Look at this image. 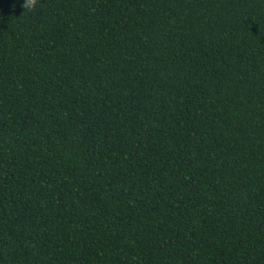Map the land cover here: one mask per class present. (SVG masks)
I'll use <instances>...</instances> for the list:
<instances>
[{
	"label": "trees",
	"instance_id": "16d2710c",
	"mask_svg": "<svg viewBox=\"0 0 264 264\" xmlns=\"http://www.w3.org/2000/svg\"><path fill=\"white\" fill-rule=\"evenodd\" d=\"M0 0V264H264V0Z\"/></svg>",
	"mask_w": 264,
	"mask_h": 264
},
{
	"label": "clouds",
	"instance_id": "9594fccd",
	"mask_svg": "<svg viewBox=\"0 0 264 264\" xmlns=\"http://www.w3.org/2000/svg\"><path fill=\"white\" fill-rule=\"evenodd\" d=\"M37 0H25L24 5L30 9H34L36 6Z\"/></svg>",
	"mask_w": 264,
	"mask_h": 264
}]
</instances>
